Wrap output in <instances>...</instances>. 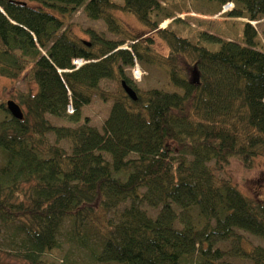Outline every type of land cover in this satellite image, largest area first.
Returning <instances> with one entry per match:
<instances>
[{
	"label": "trees",
	"instance_id": "1",
	"mask_svg": "<svg viewBox=\"0 0 264 264\" xmlns=\"http://www.w3.org/2000/svg\"><path fill=\"white\" fill-rule=\"evenodd\" d=\"M206 1L218 12L234 4L225 15L240 42L178 34L181 20L162 0H0V76L27 86L23 119L0 123V235L14 257L47 264L65 242L99 264H264V247L242 234L264 239V200L218 175L232 158L250 168L264 157V31L252 24L264 0ZM80 9L122 39L73 35L64 18ZM114 11L158 33L168 53L128 34ZM76 58L88 62L76 68ZM136 63L163 67L173 90H139L126 73ZM104 80L118 85L103 90ZM94 95L112 102L102 130L79 123Z\"/></svg>",
	"mask_w": 264,
	"mask_h": 264
},
{
	"label": "rangeland",
	"instance_id": "2",
	"mask_svg": "<svg viewBox=\"0 0 264 264\" xmlns=\"http://www.w3.org/2000/svg\"><path fill=\"white\" fill-rule=\"evenodd\" d=\"M121 3L122 0H114ZM169 8L175 11L176 17L181 21L172 25V29L178 34L188 36L192 40L196 38V30H204L212 34L221 35L226 39L240 42L241 30L236 26L229 23L230 17L226 15H218L217 5L206 0H162ZM35 6V4L30 3ZM113 15L118 19L123 28L130 35L139 37V40L151 37L154 40V47L163 55L168 53V46L154 31H149L142 25L133 14L114 11ZM66 26L70 32L78 38L83 40H90L91 32L103 35L108 39H122L121 36L114 35L108 31L107 25L103 20H92L83 12L82 9L64 18ZM172 19H167L162 22L159 29H163L169 25ZM252 24L256 26L258 31H264V18L259 21H253ZM264 38V33L262 34ZM132 41L128 40L122 45L124 48H129ZM142 76L136 79L133 76V67L127 68L126 73L133 79L139 90L145 91L152 88L162 89L166 91L173 90L169 82L166 70L157 65L151 64H138ZM118 85L116 80H104L101 83V89L106 91L114 90ZM26 83L21 79L12 81L8 78L0 76V123L4 119L10 117V113L1 108V104L6 105L7 101L13 100L18 103V95L20 92L26 90ZM33 90L36 88L33 86ZM112 102L103 101L97 95H94L90 104L82 108V119L79 123H83L84 118H88L92 126L102 130L103 123L107 118ZM25 112L24 107H22ZM69 113L73 112L68 111ZM49 119L55 125L76 126L79 123L70 122L64 118H58L49 115ZM51 142H55L54 134L48 135ZM60 146L63 147L68 153H71V144L69 141L61 140ZM221 177H227L233 184L246 196L252 199L264 200V187L262 184L264 178V157H256L253 165L250 168L244 165L237 158H232L228 165L222 171H218ZM147 211L155 216L157 210L144 206ZM245 241L252 246L260 245L264 247V239L259 236L252 235L247 232H242ZM47 264H99L91 260L87 252L74 247H69L65 242L59 249L52 251L45 256ZM235 264H247L248 261H241L238 258L231 259ZM0 264H28L13 256L10 249V242L7 239V234L0 235Z\"/></svg>",
	"mask_w": 264,
	"mask_h": 264
},
{
	"label": "water",
	"instance_id": "3",
	"mask_svg": "<svg viewBox=\"0 0 264 264\" xmlns=\"http://www.w3.org/2000/svg\"><path fill=\"white\" fill-rule=\"evenodd\" d=\"M122 86L125 90V92L128 94V96L133 99L136 100L137 99V95L136 92L133 90V88H131L130 86H128L125 81H122ZM7 109L9 110L10 114L17 119H23L24 114L23 111L20 107V105L18 103H16L13 100H9L6 103Z\"/></svg>",
	"mask_w": 264,
	"mask_h": 264
},
{
	"label": "built area",
	"instance_id": "4",
	"mask_svg": "<svg viewBox=\"0 0 264 264\" xmlns=\"http://www.w3.org/2000/svg\"><path fill=\"white\" fill-rule=\"evenodd\" d=\"M234 7V4L232 2H228L226 3L221 11L218 13V15H225L227 12L231 11ZM88 61L82 59V58H76L73 60V64L76 66V68L80 67L81 65H83L84 63H86ZM133 76L136 78V79H140L141 76H142V72L139 68V66L137 65V63L135 64L134 68H133ZM72 109V106L69 105L68 106V111H71Z\"/></svg>",
	"mask_w": 264,
	"mask_h": 264
},
{
	"label": "bare ground",
	"instance_id": "5",
	"mask_svg": "<svg viewBox=\"0 0 264 264\" xmlns=\"http://www.w3.org/2000/svg\"><path fill=\"white\" fill-rule=\"evenodd\" d=\"M69 113V112H68Z\"/></svg>",
	"mask_w": 264,
	"mask_h": 264
}]
</instances>
